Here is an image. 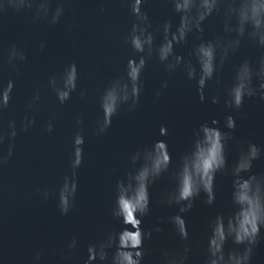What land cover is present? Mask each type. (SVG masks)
Listing matches in <instances>:
<instances>
[{
    "label": "water",
    "instance_id": "95a60500",
    "mask_svg": "<svg viewBox=\"0 0 264 264\" xmlns=\"http://www.w3.org/2000/svg\"><path fill=\"white\" fill-rule=\"evenodd\" d=\"M144 10L154 23L167 19L174 25L179 23L178 14L167 0H146ZM131 22L129 9L121 0H69L65 15L55 26L35 21L31 12H21L17 0H0V83L14 80L16 84L10 106L0 113V133H7L12 120L19 129L25 115L36 121L28 132H18L13 157L0 167V264H86L90 244L124 227L112 215V209L117 182L126 180L143 163L141 160L134 165L132 155L157 140H165L173 155V166L150 187L151 209L142 217L145 231L160 223L161 218L165 220L160 224L162 233L145 239L142 264H164L162 250L180 251L184 243L166 223L178 208L167 206L164 197L174 187L176 170L191 150L195 131L214 118L232 137L226 141L229 164L236 159L241 142L251 141L262 149L253 172L264 173V100L246 98L236 114L235 132L224 127L223 105L210 102L212 95H222L223 88L231 83L234 64L245 58L255 62L264 57V48L247 40L225 64L219 82H210L207 103L199 101L195 82L187 79L183 65L168 74L165 65L156 56L151 57L138 108L128 111L122 106L108 131L97 134V120L102 117L100 97L115 79L124 76L127 60L135 55L124 42ZM204 29L203 34H190L187 41L177 45L176 53L186 63L195 62L192 53L201 39L219 43L228 36L222 16L210 17ZM41 41L47 42L43 51L39 48ZM162 42V33H157L156 46ZM13 45L27 55L15 68L8 63ZM71 63L77 65L78 87L61 104L49 79H59ZM164 79L169 80V87L157 98L155 93ZM37 94L39 100L34 101ZM30 103L36 111L29 110ZM81 119L83 122L78 123ZM50 121L55 125L52 134L46 131ZM162 126L167 127V136L160 135ZM77 132L85 136L84 160L76 170L78 191L73 208L68 215H61L57 193L64 177L72 174V140ZM0 150L7 151V141ZM45 189L50 193L46 200L42 198ZM216 193L215 204L203 203L206 195L201 193L193 209L182 214L192 247L188 264H204L211 224L217 215L227 216L233 210L231 178L223 172L217 174ZM74 238L78 246L69 251L67 246ZM232 247L229 241L226 250ZM252 264H264V228Z\"/></svg>",
    "mask_w": 264,
    "mask_h": 264
},
{
    "label": "clouds",
    "instance_id": "9594fccd",
    "mask_svg": "<svg viewBox=\"0 0 264 264\" xmlns=\"http://www.w3.org/2000/svg\"><path fill=\"white\" fill-rule=\"evenodd\" d=\"M129 9L132 22L128 28L125 44L135 55L126 63L124 76L115 79L100 97L102 117L97 120L96 132L105 134L112 126L113 117L118 115L122 106L135 111L141 102L144 91V73L151 57L156 56L171 74L183 65L189 81L195 82L196 94L201 103L209 102L207 89L210 82H219L225 64L247 40L255 46L264 48V0H167L179 23L171 19L154 23L144 10L146 0H121ZM69 0H17L21 12L32 13L35 21H44L49 26L60 23L65 15ZM102 12L103 8L100 9ZM222 16L224 31L228 34L225 41L213 42L201 39L192 55L195 62H185L182 55L176 53L177 45L189 39L190 34L205 32L204 24L210 18ZM69 30L71 27L69 26ZM162 33L163 42L156 46V34ZM41 51L47 48V42L39 44ZM27 55L24 50L13 45L9 49L8 63L17 67ZM232 80L223 88L222 95L211 96L212 105H223L225 109L224 127L235 132L236 114L243 108L245 100L258 98L264 100V57L255 62L243 59L232 66ZM78 69L75 63L67 65L63 75L57 79L51 77L49 84L56 92L61 104L71 98L78 87ZM15 81L0 83V113L12 102ZM169 87L164 79L155 93L158 98ZM83 96V93H81ZM39 100V95L33 97ZM30 111H36L33 103ZM82 119L78 123H82ZM36 121L25 115L20 128L12 120L7 133H0V145L7 141V151L0 150V167L6 165L15 152V140L19 131L28 132ZM219 119L204 122L194 133L191 150L184 155L175 173L174 187L165 195L164 203L176 207L175 215L167 217L166 223L184 242L180 251L162 250L164 264H188L192 247L189 227L182 214L190 212L201 193L206 195L203 203L213 205L217 201V174L223 172L231 178V203L233 210L227 216L217 215L211 224L205 243L204 264H252L254 250L261 239L264 228V173L253 172L254 162L260 159L262 149L251 141L241 142L236 159L229 164L226 155V141L232 139L228 132L222 131ZM53 122H49L46 131L52 134ZM160 135L167 136V127L160 128ZM72 174L64 177L57 193V206L61 215L72 210L78 191L76 170L84 160L85 136L77 132L72 140ZM133 164L143 163L130 172L126 180L116 185L115 205L112 215L118 217L124 225L121 231L108 234L105 239L92 243L87 248L86 264H142L145 239H151L153 233H162L160 223L148 231L142 227V217L149 214L152 204L150 187L157 183L173 166V155L165 140H157L143 151H137L131 157ZM50 193L45 189L42 198L48 199ZM231 241L234 247L226 250ZM78 240L72 239L69 251L76 249ZM39 259V257H37Z\"/></svg>",
    "mask_w": 264,
    "mask_h": 264
}]
</instances>
